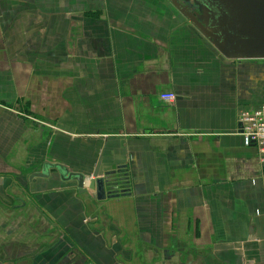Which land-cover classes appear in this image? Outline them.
Wrapping results in <instances>:
<instances>
[{
	"label": "crops",
	"instance_id": "obj_1",
	"mask_svg": "<svg viewBox=\"0 0 264 264\" xmlns=\"http://www.w3.org/2000/svg\"><path fill=\"white\" fill-rule=\"evenodd\" d=\"M262 102L264 60L224 58L170 0H0V264H37L19 226L43 217L77 247L57 264H264V162L237 120ZM44 163L124 167L128 194L30 176Z\"/></svg>",
	"mask_w": 264,
	"mask_h": 264
},
{
	"label": "water",
	"instance_id": "obj_2",
	"mask_svg": "<svg viewBox=\"0 0 264 264\" xmlns=\"http://www.w3.org/2000/svg\"><path fill=\"white\" fill-rule=\"evenodd\" d=\"M170 1L224 58L264 60V0H193L200 8L203 6L199 17L179 0ZM49 168L58 173L61 181H75L78 192L94 191L100 200L128 194L121 174L124 167L100 174L96 164L90 174H83L60 164L44 163L30 176L47 177Z\"/></svg>",
	"mask_w": 264,
	"mask_h": 264
},
{
	"label": "rangeland",
	"instance_id": "obj_3",
	"mask_svg": "<svg viewBox=\"0 0 264 264\" xmlns=\"http://www.w3.org/2000/svg\"><path fill=\"white\" fill-rule=\"evenodd\" d=\"M184 22L186 23L185 19H184ZM24 212H26V210H24ZM34 214L37 216L38 219L41 217L39 216V213L34 212ZM34 222H36V224H33ZM34 222L29 225L24 224V225L19 226V229L22 235H26V233L27 234L36 233L37 235L36 241H35L36 251L38 252V255H40V258H37L39 261L35 262V260H33V262L37 264H57L59 261L63 259L64 256H65V259H67L66 262H68L69 256L72 255L71 251L77 248L76 245L71 246V242L69 238L64 237L62 235V231L58 229V227L57 229L55 226L53 227V229H56V230L52 229L54 232L50 230L48 228L47 220L46 219L44 220V217H43V220L41 221L37 220ZM26 239H27V235H26ZM23 241L25 240H21L20 242L19 241L11 242V243L7 242L6 245H4L3 250H17V249L22 250V249L28 248L27 243ZM34 246H35L34 243L33 245L31 244V247H33L32 249L35 248ZM74 253H77V252L74 251ZM0 258H1V261L8 260L6 258L3 259V257L1 256ZM70 259H71V262L73 261L72 263H74L77 260V257L71 256Z\"/></svg>",
	"mask_w": 264,
	"mask_h": 264
},
{
	"label": "built area",
	"instance_id": "obj_4",
	"mask_svg": "<svg viewBox=\"0 0 264 264\" xmlns=\"http://www.w3.org/2000/svg\"><path fill=\"white\" fill-rule=\"evenodd\" d=\"M159 98L164 102H172L175 94L165 91L159 94ZM237 120L238 133L243 136L245 144L254 146L260 160L264 162V102L241 111Z\"/></svg>",
	"mask_w": 264,
	"mask_h": 264
},
{
	"label": "flooded vegetation",
	"instance_id": "obj_5",
	"mask_svg": "<svg viewBox=\"0 0 264 264\" xmlns=\"http://www.w3.org/2000/svg\"><path fill=\"white\" fill-rule=\"evenodd\" d=\"M179 2L182 4V5H186L187 7H188V9L189 10H191V11H193V12H195L197 15H198V17H199V15H200V13H202V7L203 6H201V8L195 3V1H193V0H188L187 2L185 1V0H179ZM199 2H201V4L200 5H204V1H199ZM183 16V15H182ZM183 18L187 21V22H189V24H190V26L191 27H193L195 30H196V32H197V34L199 35V37H201V38H203L205 41H207L208 43H210V41L208 40V39H206L198 30H197V28L195 27V26H193L192 24H191V22H190V20L189 19H187L185 16H183ZM211 44V43H210ZM212 45V44H211ZM212 47H213V45H212ZM214 48V47H213ZM215 49V48H214ZM216 50V49H215ZM217 51V50H216Z\"/></svg>",
	"mask_w": 264,
	"mask_h": 264
},
{
	"label": "trees",
	"instance_id": "obj_6",
	"mask_svg": "<svg viewBox=\"0 0 264 264\" xmlns=\"http://www.w3.org/2000/svg\"><path fill=\"white\" fill-rule=\"evenodd\" d=\"M122 180H123V182H124L125 179H122Z\"/></svg>",
	"mask_w": 264,
	"mask_h": 264
}]
</instances>
